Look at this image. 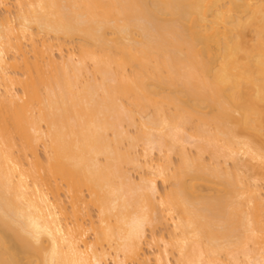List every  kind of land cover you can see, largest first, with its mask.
<instances>
[{"label": "bare ground", "instance_id": "bare-ground-1", "mask_svg": "<svg viewBox=\"0 0 264 264\" xmlns=\"http://www.w3.org/2000/svg\"><path fill=\"white\" fill-rule=\"evenodd\" d=\"M0 10V264H264V0Z\"/></svg>", "mask_w": 264, "mask_h": 264}, {"label": "rangeland", "instance_id": "rangeland-1", "mask_svg": "<svg viewBox=\"0 0 264 264\" xmlns=\"http://www.w3.org/2000/svg\"><path fill=\"white\" fill-rule=\"evenodd\" d=\"M2 10H0V15L2 16L3 15V11L1 12ZM252 33H248L247 35L248 36H250V38H251V35ZM139 118L138 119H140L141 117L140 116H138ZM142 118H144V117H142ZM142 120H144V119H142ZM141 121V120H140ZM142 122V121H141ZM128 131H130L131 133H133L134 132V128L132 129V128H130V129H128ZM131 135V134H130ZM140 147L141 146H139V148H137L139 151L141 150L140 149ZM190 147V146H189ZM191 148V147H190ZM187 149H188V147H187ZM137 150V151H138ZM188 151H189V149H188ZM191 152L193 151V149L192 150H190ZM153 152H155V151H153ZM153 152H151L152 154H153V156L152 155H150V158H152V160H157L158 159V157H156V156H159V154L158 153H153ZM193 153V152H192ZM158 154V155H157ZM160 158V157H159ZM205 159H206V157H205ZM158 161V160H157ZM172 161H176L177 162V157H175V155H172ZM173 164V163H172ZM174 164H176L175 162H174ZM130 169V168H129ZM131 171H130V176H131V179L132 178H134V179H132L134 182H137L136 180H138V177H140L141 176V174H142V172L141 171H139V170H134V169H130ZM129 171V170H128ZM137 172H139V173H137ZM133 175V176H132ZM156 187H157V190L159 191V193L160 192H163V190L167 187V184H162L161 183V181L160 180H157L156 181ZM165 187V188H164ZM92 215H93V217H95L94 215H95V212H93L92 213ZM156 231H157V233L160 231V229H156ZM146 251V253H148V254H150V253H153L152 251H156V248L155 249H151V251H150V249H147V250H145ZM109 264H112V261H109Z\"/></svg>", "mask_w": 264, "mask_h": 264}]
</instances>
